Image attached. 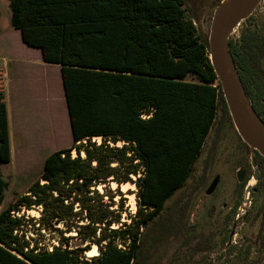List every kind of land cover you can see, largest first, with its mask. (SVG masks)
Here are the masks:
<instances>
[{
  "label": "trees",
  "instance_id": "obj_1",
  "mask_svg": "<svg viewBox=\"0 0 264 264\" xmlns=\"http://www.w3.org/2000/svg\"><path fill=\"white\" fill-rule=\"evenodd\" d=\"M185 5V0H9L10 27L28 46L41 49L45 62L62 65L72 145L47 156L24 196L4 209L8 183L0 175V264H142L143 251L155 253L158 239L177 228L176 203L161 220L166 203L184 188L217 120L232 126L207 35L198 32ZM39 31H59L56 56L35 41ZM229 53L264 122V35L242 30L239 39H230ZM0 74L5 140L0 164H5L10 154ZM95 138L103 143L95 145ZM118 142L127 145H109ZM140 166L142 176L132 181ZM108 182L137 187L132 223L103 209L97 187ZM21 207H42L41 219L47 215L53 225L76 219L80 240L96 245L99 254L83 263L85 248L30 246L22 233L25 215L13 214ZM152 225L154 236L144 240Z\"/></svg>",
  "mask_w": 264,
  "mask_h": 264
},
{
  "label": "rangeland",
  "instance_id": "obj_2",
  "mask_svg": "<svg viewBox=\"0 0 264 264\" xmlns=\"http://www.w3.org/2000/svg\"><path fill=\"white\" fill-rule=\"evenodd\" d=\"M221 1L185 0L186 14L194 20L199 33L208 35L211 19L218 11ZM8 2L9 0H0V73L5 72L4 101L8 106L9 118L11 117L12 122L16 124L22 113L28 111L31 121L39 119L45 125L48 124L47 130L51 135L50 143L46 145L44 153L39 158L34 155L24 157L16 150V154L13 153L16 159L14 158L12 164L9 162L0 164V175L8 183L1 209L24 196L27 189L36 181L42 170L41 160L44 154L53 153L57 147H61L62 150L72 145L62 90L56 86L58 81L56 70L47 68V64L37 63L38 51L27 48L28 45L21 38V32L10 27ZM245 29L264 35V0H261L249 19L240 24L231 38L239 39L241 31ZM59 34V31H39L38 39L35 41L54 49L48 54L56 56L57 49L60 48ZM42 36L45 39H42ZM61 41L65 43L62 38ZM186 80L193 79L187 77ZM47 86L49 99L44 98L41 102L36 96L38 94L46 96ZM2 114L1 109L0 156L5 155ZM217 121L184 188L166 203V211L162 214L161 220L166 218L168 208L176 203L175 219L179 221L177 228L167 231L158 239L155 253L151 250L143 251L139 256L142 264H264V185L261 181L251 179L255 167L258 166L256 153L250 148L246 149L233 124L221 125L219 120ZM15 141L18 142L17 137ZM92 143L99 146L103 140L95 138L92 139ZM109 145L121 148L127 144L118 142L116 145L112 143ZM71 156L76 157V152L73 151ZM82 157L84 158V154ZM115 166L116 164L111 165ZM260 166L264 169V165ZM122 170L124 171L119 173H124L126 168ZM143 170L140 166L138 176H130V179L136 181L137 177L142 176ZM239 171L244 172L242 183L237 181L236 174ZM216 176L219 177L217 188L207 196L205 191ZM245 179L247 181L244 183ZM250 181L252 185H249ZM243 183L244 187L240 188ZM247 187H251L249 192H246ZM97 191L103 199V209L107 206V210L112 212L108 216L115 217L118 214L120 222L126 224L135 220L138 212L135 184L125 183L119 186L114 182H108L98 186ZM13 214L17 217L25 215L22 233L30 246L47 251L61 245L68 246L75 252L85 248L88 250L82 255L83 263L99 254L96 245L80 240L78 229L74 225L76 219L70 218L65 225H53L47 215L41 219L44 214L42 207H32L30 210L21 207L18 213ZM85 223L84 220L81 224ZM156 227L152 225L144 233L143 239L151 241ZM82 233L85 234L86 231ZM94 246L97 254L89 257L87 252Z\"/></svg>",
  "mask_w": 264,
  "mask_h": 264
},
{
  "label": "water",
  "instance_id": "obj_3",
  "mask_svg": "<svg viewBox=\"0 0 264 264\" xmlns=\"http://www.w3.org/2000/svg\"><path fill=\"white\" fill-rule=\"evenodd\" d=\"M260 2L261 0H240L223 16L217 11L210 22L207 44L210 64L220 84L231 122L242 142L264 159V122L251 105L229 53L231 36L240 24L252 15ZM258 175L259 169L255 167L251 179L257 181ZM236 177L238 183H242L244 172H237ZM262 182L264 185V177ZM218 183L219 177L216 176L205 194L210 196L216 190ZM250 189L251 187H247L246 192Z\"/></svg>",
  "mask_w": 264,
  "mask_h": 264
},
{
  "label": "crops",
  "instance_id": "obj_4",
  "mask_svg": "<svg viewBox=\"0 0 264 264\" xmlns=\"http://www.w3.org/2000/svg\"><path fill=\"white\" fill-rule=\"evenodd\" d=\"M27 48L38 51L37 52L38 55L36 56L37 63L47 64V66H48L47 68L52 69V70L53 69L56 70L55 74L58 77V81H57V85L56 84L55 85L62 90L61 95H62L63 103H64V105H66L63 86H62L61 71H60L62 65L59 63H47V62H45L43 59L42 51L39 48H34V47H30V46H27ZM18 64H21V63L18 62ZM52 65H55V66H52ZM49 69H48V71H49ZM3 79H6L5 78V72L3 73ZM48 84L49 83L47 82V85ZM48 87L49 86H47V95L46 96L39 95V94L36 96L37 98H40L41 102H43L44 98H46L47 100L49 99L50 94H49V88ZM41 89L43 90V86H41ZM42 92H41V94H43ZM32 97H34V96H32ZM4 100H5V98H4ZM28 101H29V97H28ZM5 104H6V119H7V135H8V144H9V154H10L9 164L13 163V160L15 158V157H13V153L16 154V150H18V152H20L21 155L24 157H30V156L33 157V155H34V157L39 158L42 155V153H44V149L46 148V145H48L50 143L49 135H51L50 134L51 132H49V130H47V127H49L48 124L45 125L44 122L42 120H39V119L38 120L33 119L31 121V118H30L31 115L28 111L23 112L22 115L17 119L16 124H15L12 122V118L11 117L9 118L8 106H7L6 102H5ZM66 111H67V107H66ZM41 112H42V109L40 110V113ZM67 117H68V112H67ZM68 122H69V119H68ZM14 136L17 137L18 142L15 141ZM58 150H61V147H57L55 149V151H58ZM51 153L43 155L44 157L41 160V165H43L44 160Z\"/></svg>",
  "mask_w": 264,
  "mask_h": 264
},
{
  "label": "bare ground",
  "instance_id": "obj_5",
  "mask_svg": "<svg viewBox=\"0 0 264 264\" xmlns=\"http://www.w3.org/2000/svg\"><path fill=\"white\" fill-rule=\"evenodd\" d=\"M240 0H222L218 9V14L220 16L225 15L228 11H231ZM31 211H28L30 213ZM97 254L96 247H92L90 251L87 252V255L95 256Z\"/></svg>",
  "mask_w": 264,
  "mask_h": 264
},
{
  "label": "flooded vegetation",
  "instance_id": "obj_6",
  "mask_svg": "<svg viewBox=\"0 0 264 264\" xmlns=\"http://www.w3.org/2000/svg\"><path fill=\"white\" fill-rule=\"evenodd\" d=\"M257 167L259 169V175H258V180L256 182L261 181V183L263 184L262 178L264 177V174L262 173V169L260 168V166L258 165ZM249 185H252V181L249 182Z\"/></svg>",
  "mask_w": 264,
  "mask_h": 264
}]
</instances>
